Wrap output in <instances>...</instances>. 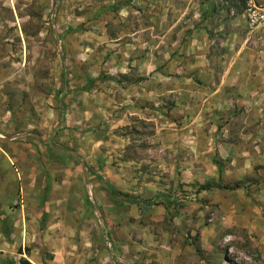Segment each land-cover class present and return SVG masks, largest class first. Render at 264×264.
Returning a JSON list of instances; mask_svg holds the SVG:
<instances>
[{
	"label": "rangeland",
	"instance_id": "obj_1",
	"mask_svg": "<svg viewBox=\"0 0 264 264\" xmlns=\"http://www.w3.org/2000/svg\"><path fill=\"white\" fill-rule=\"evenodd\" d=\"M3 139L153 200L114 205L95 182L100 240L43 238L36 257L264 264V0H0Z\"/></svg>",
	"mask_w": 264,
	"mask_h": 264
},
{
	"label": "crops",
	"instance_id": "obj_2",
	"mask_svg": "<svg viewBox=\"0 0 264 264\" xmlns=\"http://www.w3.org/2000/svg\"><path fill=\"white\" fill-rule=\"evenodd\" d=\"M36 154L20 142L0 140V254L5 255L9 249L26 257L32 264L76 262L78 255L74 251L71 258L57 256L52 260L36 257L35 252L43 238L49 239V243L58 247L61 245L59 238H66L62 243L66 251H70V245L74 248L73 239L77 237L96 240L88 239V244H95L100 240V230L95 225L97 214L90 194L95 182L104 187L94 174L108 177L99 169L98 162L88 165L80 154L73 155L70 152L57 157L49 154V158H53L49 163L45 159H39ZM93 179L96 181H92ZM19 197L23 200L20 198L16 202ZM257 198L264 203V189ZM118 200L114 199L118 203L110 202L117 205L120 203ZM86 213L91 219L87 224L95 226L94 229L81 230L69 224L70 219L77 222L84 219L86 224L89 221L84 218ZM260 234V243L264 245V231ZM63 248L58 249L59 255H62ZM56 251L53 253L57 254ZM113 256V253H103L98 257L97 264H101L103 260L114 263L117 258Z\"/></svg>",
	"mask_w": 264,
	"mask_h": 264
},
{
	"label": "trees",
	"instance_id": "obj_3",
	"mask_svg": "<svg viewBox=\"0 0 264 264\" xmlns=\"http://www.w3.org/2000/svg\"><path fill=\"white\" fill-rule=\"evenodd\" d=\"M91 84V83H90ZM90 88V85H86L83 89L84 90H88ZM57 102H58V106H59V122L63 121V102L61 97L57 98ZM58 122V123H59ZM85 165V164H84ZM97 178V180L104 185V187L106 188V190L108 191L109 194V199L111 200V202H114V199H119L120 203L119 204H135V205H150L153 200H144L141 197H134L131 196L130 194L127 193H123L120 190H118L113 184H111L108 179L105 177V175H96L94 174ZM166 202H168L169 204L173 203L171 201L170 198L165 197ZM114 203H118V202H114ZM17 264H32L31 262H29L27 259L21 258L19 259Z\"/></svg>",
	"mask_w": 264,
	"mask_h": 264
}]
</instances>
